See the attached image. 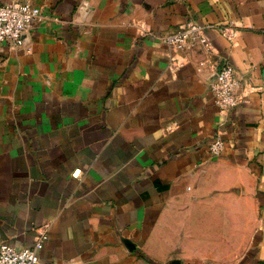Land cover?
Segmentation results:
<instances>
[{
	"label": "crops",
	"instance_id": "0c3cea01",
	"mask_svg": "<svg viewBox=\"0 0 264 264\" xmlns=\"http://www.w3.org/2000/svg\"><path fill=\"white\" fill-rule=\"evenodd\" d=\"M22 1L42 18L21 46L0 42V243L32 246L46 226L45 264H219L187 252L204 243L191 226L178 253L165 222L218 190L233 206L199 211L249 232L233 264H264V0ZM190 20L243 27L232 44L208 30L213 50L171 69L161 36ZM222 60L240 98L228 114L211 89Z\"/></svg>",
	"mask_w": 264,
	"mask_h": 264
},
{
	"label": "built area",
	"instance_id": "2783aa9c",
	"mask_svg": "<svg viewBox=\"0 0 264 264\" xmlns=\"http://www.w3.org/2000/svg\"><path fill=\"white\" fill-rule=\"evenodd\" d=\"M42 18L41 8L29 1L10 0L0 4V42H9L12 46H21L24 35L30 26ZM243 27L240 21H229L222 25L201 24L190 20L180 24L177 28L161 36L163 43L170 52L171 69L183 64L186 52L198 45L207 46L213 50L212 40L208 30L216 29L232 44L237 40ZM140 33L149 34L150 29L140 24ZM205 64L200 62V66ZM238 81L234 76L233 66L222 60L218 65L216 77L211 83L215 104L222 114H228L238 103L240 98L235 93ZM225 149V131L218 130L209 144L211 156H219ZM81 170L74 172L78 177ZM48 239V228L41 227L32 246L17 248L5 242L0 243V264H45L41 261L40 251Z\"/></svg>",
	"mask_w": 264,
	"mask_h": 264
},
{
	"label": "rangeland",
	"instance_id": "374dc122",
	"mask_svg": "<svg viewBox=\"0 0 264 264\" xmlns=\"http://www.w3.org/2000/svg\"><path fill=\"white\" fill-rule=\"evenodd\" d=\"M223 195H225V197H223ZM226 195H228V192L223 194L221 191L212 190L203 197L183 199L171 205L172 207L170 208L165 222L168 228L171 226V224H175L174 221L176 220L177 231L176 233L173 232V236L176 237L179 243L177 247L178 253L182 252L181 249L184 250V244H182V242L183 239L187 238V230L191 226V235L194 238L193 241H195V244L201 241L204 242L201 249H199V247L193 246L186 249L189 254L193 255L194 260L201 263L233 264L239 259L236 257L244 251V246L248 240L249 232L246 229L240 230L237 228L238 226H235L234 228L232 221H229L228 219V213L224 215L223 213L218 214L221 220L219 221L220 224L214 225L216 223L214 222V220H216L213 218L214 216L205 215L198 209L200 207L206 208L214 206L221 208L232 207L233 200L228 199ZM190 208H192L193 213L190 212ZM252 210H254L253 204ZM255 211L257 213V218L259 219L260 207L258 205H256ZM207 218H213V220L209 222L210 227L208 228L207 232L195 228L199 227L200 223H202ZM212 225L214 227H212ZM199 245L200 244H197V246Z\"/></svg>",
	"mask_w": 264,
	"mask_h": 264
}]
</instances>
